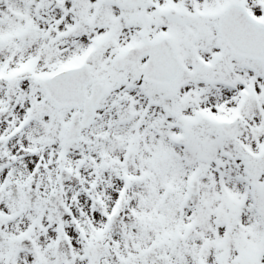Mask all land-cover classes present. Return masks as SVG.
<instances>
[{
    "label": "snow or ice",
    "instance_id": "6c2138e0",
    "mask_svg": "<svg viewBox=\"0 0 264 264\" xmlns=\"http://www.w3.org/2000/svg\"><path fill=\"white\" fill-rule=\"evenodd\" d=\"M0 264H264V0H0Z\"/></svg>",
    "mask_w": 264,
    "mask_h": 264
}]
</instances>
